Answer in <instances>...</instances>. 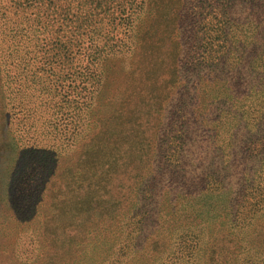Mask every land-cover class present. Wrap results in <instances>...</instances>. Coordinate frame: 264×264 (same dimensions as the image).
I'll return each mask as SVG.
<instances>
[{
    "label": "rangeland",
    "instance_id": "obj_1",
    "mask_svg": "<svg viewBox=\"0 0 264 264\" xmlns=\"http://www.w3.org/2000/svg\"><path fill=\"white\" fill-rule=\"evenodd\" d=\"M156 6L155 0H0V264H111L101 244L110 234L98 227L109 223L99 215L103 205L91 201L93 226L79 237L68 215L70 193L77 159L107 116V104L130 91L126 77L148 42ZM101 39L107 45L92 50ZM97 81L104 87L97 89ZM191 92L193 124L171 128L164 186L180 148L202 166L191 167L194 174L205 171L214 149L238 151L213 123L219 101L231 105L227 84L198 79ZM205 183L191 197L170 186L163 191L158 215L167 235L223 219L229 192Z\"/></svg>",
    "mask_w": 264,
    "mask_h": 264
},
{
    "label": "trees",
    "instance_id": "obj_2",
    "mask_svg": "<svg viewBox=\"0 0 264 264\" xmlns=\"http://www.w3.org/2000/svg\"><path fill=\"white\" fill-rule=\"evenodd\" d=\"M155 4L159 15L126 77L129 93L107 104V116L77 159L79 172L69 200L73 205L68 206L76 235L83 237L93 226L88 209L98 201L103 205L99 215L109 221L98 227L110 234L101 244L107 245L111 264H132L136 257L140 264H264V0ZM103 40L93 42L91 49L107 45ZM198 79L227 84L231 105L219 101L213 123L219 138L224 134L238 151L227 155L214 149L205 171L194 174L191 167L202 166L180 148L167 186L191 197L212 180L229 192L227 209L217 223L167 235L158 215L167 187L161 175L168 159L166 142L172 127L193 124L191 90ZM96 83L97 89L104 87Z\"/></svg>",
    "mask_w": 264,
    "mask_h": 264
}]
</instances>
